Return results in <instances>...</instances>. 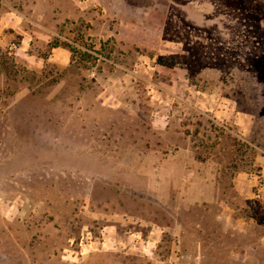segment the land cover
Instances as JSON below:
<instances>
[{"label": "rangeland", "instance_id": "1", "mask_svg": "<svg viewBox=\"0 0 264 264\" xmlns=\"http://www.w3.org/2000/svg\"><path fill=\"white\" fill-rule=\"evenodd\" d=\"M0 264H264V0H0Z\"/></svg>", "mask_w": 264, "mask_h": 264}, {"label": "trees", "instance_id": "2", "mask_svg": "<svg viewBox=\"0 0 264 264\" xmlns=\"http://www.w3.org/2000/svg\"><path fill=\"white\" fill-rule=\"evenodd\" d=\"M71 49L73 48V46L72 47H70ZM73 51V50H72ZM74 53H75V51H73Z\"/></svg>", "mask_w": 264, "mask_h": 264}]
</instances>
